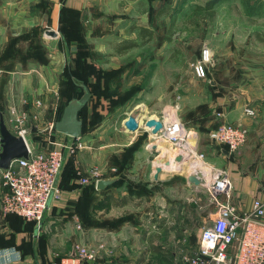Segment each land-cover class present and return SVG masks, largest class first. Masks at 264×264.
<instances>
[{
    "label": "crops",
    "instance_id": "0c3cea01",
    "mask_svg": "<svg viewBox=\"0 0 264 264\" xmlns=\"http://www.w3.org/2000/svg\"><path fill=\"white\" fill-rule=\"evenodd\" d=\"M190 1L194 5L203 6L209 0H204V4L201 1ZM47 2L43 6L40 0H0V56L5 53L9 41L21 33H29L30 39H38L40 47H50L70 38H81L90 42L103 39L113 31H123V25L124 29L130 25L147 28L153 22L158 8L172 4L175 7L177 3L183 4L187 0ZM57 28L56 38L45 35L46 31H56ZM130 33L133 37L134 32ZM26 48L25 45L23 49L19 48L22 52H17L18 55L22 56ZM4 55H10V51ZM57 55L45 67H25L21 61H16L13 69H8L3 64L0 66V105L5 110L3 116L8 129L9 108L31 110L38 97L42 98L45 106L51 105L54 108L62 102L58 81L66 57L65 50ZM257 63V72L252 68L244 70L241 64L234 67L233 64L226 63L222 65L225 82L209 80L210 85L215 86L219 97V106L214 113L224 114L222 120L214 115L218 124L224 121L230 125L242 126L248 131L247 142L238 151L231 153L222 146L218 151L211 150L210 156L222 163V167H218L217 162H209L217 168L229 171L232 181L231 202L240 215L251 210L255 199L264 200V49ZM230 72L236 73L232 75ZM231 77L234 78L233 82ZM245 110L253 111L254 115H247ZM56 120L57 114L54 122ZM42 125L43 121L40 120L35 131L29 134L28 138L33 143L28 140L31 147L40 148L45 144V141L34 140L33 134L42 131L52 141L69 143L68 136L56 131L48 132V126L43 128ZM119 132L134 136L125 145L114 142L103 145L100 149L108 152L114 147L129 148L134 144L138 132L128 133L123 127ZM147 147L152 149L153 145ZM222 150H226L229 155L223 154ZM66 156L59 178L61 198L51 203L39 226L16 215L2 212L1 201L8 189L3 185L0 170V253L14 249L27 264H51L66 261L74 256L76 247H84L96 251L97 254L95 261L85 262L86 264H138L141 258L146 257L148 261L149 258L158 256L150 252L143 254L145 246L149 244L144 238L143 229L148 219V223L151 222L154 227L160 224L162 232H168L174 221H179L180 224L181 215L185 216L187 190L191 194L189 198L195 199V205L199 209L203 206L197 197H192L196 196L200 188L189 185L186 181L187 175L183 177L163 172L154 180L153 163L142 167V175L136 173L141 166L133 165L130 170L129 166L113 167L108 163H99L101 176L98 180L116 181L99 191L95 187L98 180H91L87 185L80 184L81 179L89 178L90 171L97 166L96 163H68ZM124 182L133 185L145 183L153 192L152 196L141 199L134 194L130 195L122 188ZM205 198L204 205H209L210 211H213L207 195ZM122 201L125 204H121ZM27 224L33 229L27 227ZM178 228L184 231V227ZM151 245L157 246L156 243ZM83 263L76 260L73 264ZM178 264H181L180 259Z\"/></svg>",
    "mask_w": 264,
    "mask_h": 264
},
{
    "label": "rangeland",
    "instance_id": "374dc122",
    "mask_svg": "<svg viewBox=\"0 0 264 264\" xmlns=\"http://www.w3.org/2000/svg\"><path fill=\"white\" fill-rule=\"evenodd\" d=\"M196 1L204 4V0ZM40 3L43 6L48 4L47 0H40ZM172 6L160 7L155 12L153 22L146 28L152 32L151 40L124 54H117L114 47L126 39L141 42L137 32L131 37L132 25L127 29L123 25V31H113L103 39L90 42L65 40L50 47H40L38 39H30L29 33H21L9 41L5 53L10 51V55L4 53L0 56V66L3 64L13 69L16 61H21L25 67H45L53 57L65 50L66 57L58 81L62 102L78 92L67 75L69 66L74 76L84 81L90 89L91 98L81 114L84 122L82 134L76 139L69 137V144L76 148L73 153L67 154L68 163H96L95 168L99 171V163H108L113 167L129 166L130 170L133 165L141 166L136 173L142 175V167L150 163L154 165L163 152H166L163 154L166 159L173 160L176 154L169 149V145L155 143L149 137V132L145 131L143 123L144 119L159 118L165 109L170 108L176 109L187 129L197 133L198 152L206 157L207 162H217L210 154L211 150L218 151L220 147L213 137L218 127L214 111L218 109L219 97L209 80L224 83L226 77L222 65L226 63L234 67L241 64L244 70L252 68L258 71L257 62L264 49V18L247 17V6L242 0L220 2L213 9V17H210V12L197 11V5L190 0ZM159 11L161 16L158 15ZM24 45L26 52L20 56L17 52H22L19 48L23 49ZM205 49L210 50L211 57L204 67L205 77L199 78L194 72V65L201 60ZM235 73L230 72L232 75ZM230 80L233 82L234 78ZM62 102L54 108L45 106L42 98L38 97L31 110H26L41 117L44 128L53 126ZM1 106L0 113L4 114ZM128 116H142L134 144L129 148L114 147L108 152L100 149L106 144L117 142L125 145L130 141L134 134L119 132ZM33 135L36 142H43L47 138L43 131ZM28 140L33 144L31 138ZM149 145L158 146L157 151L148 148ZM216 164L222 167V163ZM187 167L186 172L168 170V175L184 177L190 169L189 165ZM113 174L117 175L116 172ZM122 188L141 199L153 193L145 183L133 185L124 182ZM190 195L187 190L185 216L181 215L180 224L174 221L168 232H162L160 224L159 228L148 223L149 219L144 223V238L149 244L145 246L143 254L150 252L158 256L148 261L146 257L141 258L138 264H177L182 255L197 249L201 232L208 223L210 209L209 205H204L206 194L203 188L192 196L200 200V205H203L201 209L189 198ZM179 226L184 227V231ZM27 227L32 228L29 224Z\"/></svg>",
    "mask_w": 264,
    "mask_h": 264
},
{
    "label": "built area",
    "instance_id": "2783aa9c",
    "mask_svg": "<svg viewBox=\"0 0 264 264\" xmlns=\"http://www.w3.org/2000/svg\"><path fill=\"white\" fill-rule=\"evenodd\" d=\"M210 57L209 49L202 51L201 60L194 65L197 77H205L204 67ZM8 113L9 131L24 140L28 158L13 160L7 170H1L3 185L8 189L2 198L1 210L6 215L13 214L39 226L51 203L61 198L59 178L65 156L66 153H73L76 147L66 142L52 141L48 135L42 147L33 148L28 143V136L40 124L41 117L16 107L9 108ZM245 113L254 115L251 110H245ZM215 115L217 119L224 118L222 112ZM155 120L161 123L162 129L152 135L151 130L144 126L149 137L155 143L168 144L176 156L181 155V165L187 164L189 170L198 169L203 174L202 188L210 206L214 208L209 212L208 223L201 232L197 249L182 255L181 264H264V200L255 199L249 212L241 215L237 213L231 202L232 181L229 171L213 166L198 152L197 133L184 126L176 109H165ZM46 131H54L53 126L49 125ZM213 137L220 146L234 153L247 142L248 131L242 126L222 121ZM100 176V171L94 168L89 178L81 179L80 184L87 185L91 180L96 182ZM192 201L195 202V199ZM96 259V251L76 247L74 256L64 262L51 264H73L76 260L91 263ZM0 264L27 263L12 249L0 253Z\"/></svg>",
    "mask_w": 264,
    "mask_h": 264
},
{
    "label": "water",
    "instance_id": "95a60500",
    "mask_svg": "<svg viewBox=\"0 0 264 264\" xmlns=\"http://www.w3.org/2000/svg\"><path fill=\"white\" fill-rule=\"evenodd\" d=\"M59 28V27H58ZM58 28L56 31L48 30L45 32V35L50 38H56L58 36ZM213 84V83H211ZM83 92L82 96L78 98L73 97L63 108L62 114L60 117L54 122L53 129L56 132L64 134L70 138H79L82 134L83 122L81 121L79 114L80 112L87 106L89 99L91 97L90 91L87 86L82 82H77L76 84ZM141 118L142 116L134 117L128 116L124 122L123 127L128 133H136L139 131L141 126ZM145 118V117H144ZM144 126L151 130V134H157L161 129L162 125L159 121L149 118L143 121ZM34 132L35 129H32ZM214 135V134H213ZM152 150L156 151L157 146L153 145ZM222 153L226 156L229 153L226 150H222ZM164 157V156H163ZM157 157L159 158L154 162V176L153 179L157 180L158 176L161 173H168L167 167L171 164L181 165L183 158L181 155H177L171 162L165 157ZM27 159L28 158V149L21 137H17L13 135L9 129L7 128L4 116L0 113V170H7L13 160L17 159ZM164 164L161 166L162 163ZM186 181L189 185L201 188L204 185L203 174L198 169H191L188 171L186 176ZM116 181L114 180H104L100 179L96 182L95 187L97 190L102 191L106 187L114 184Z\"/></svg>",
    "mask_w": 264,
    "mask_h": 264
},
{
    "label": "trees",
    "instance_id": "16d2710c",
    "mask_svg": "<svg viewBox=\"0 0 264 264\" xmlns=\"http://www.w3.org/2000/svg\"><path fill=\"white\" fill-rule=\"evenodd\" d=\"M226 1H231V0H209L203 6L197 5L196 6V10L197 11L210 12L209 13L210 17L211 16L213 17V15H214V13H213L214 7L217 6L220 2H226ZM242 2L247 6V12H246L247 17H249V18H253V17L260 18V17H263L264 18V3H263L262 0H242ZM158 15L159 16L162 15L161 11L158 12ZM130 32H137L138 33V37L141 40V42L138 43L137 41H135L133 39H130V40L126 39V40L122 41L119 45H116L114 47V49H113L117 54H124L125 52H127L129 50L139 48V47L143 46L144 44H146L149 40H151V37H152V32L149 29H146V28H143V27H138V26H135V25L130 26ZM76 39L83 41V39H81V38H76ZM76 39L70 38L69 40H76ZM67 75H68L70 81L72 82V84L74 85V87L78 90V92L76 94H74L69 100L64 101V102L61 103V106H60V108L58 110L57 119L62 114V111H63V108L65 107V105L73 97H77L78 96V98H79L83 94L82 90L76 84H77V82L84 83V81H82V80H80V79H78L77 77L74 76L72 70L70 69V66L67 68ZM87 88H88V86H87ZM89 91H90V89H89ZM60 93H61V88H60ZM90 94H91V92H90ZM0 100H1V90H0ZM83 110L79 114V117H80L82 122H83V120L81 118V114H82ZM83 125H84V122H83ZM82 131H83V127H82ZM123 200H125V199H123ZM121 204H125V201H122ZM83 264H86V263L84 262Z\"/></svg>",
    "mask_w": 264,
    "mask_h": 264
},
{
    "label": "bare ground",
    "instance_id": "6f19581e",
    "mask_svg": "<svg viewBox=\"0 0 264 264\" xmlns=\"http://www.w3.org/2000/svg\"><path fill=\"white\" fill-rule=\"evenodd\" d=\"M157 148H158V146H157ZM166 152H163L162 154H165ZM161 156H159V158H160ZM163 157V156H162ZM159 158H157V161H158V159ZM164 158V157H163ZM168 159V158H167ZM172 161V159L170 160V162L169 163H172L171 162ZM158 164H161V166L164 164V162H162V163H158ZM167 169L169 170V171H180V172H186V170L188 169V167H187V164H184V165H181L180 167H178V165L177 164H171L169 167H167Z\"/></svg>",
    "mask_w": 264,
    "mask_h": 264
}]
</instances>
